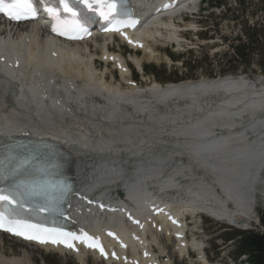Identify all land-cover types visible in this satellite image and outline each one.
<instances>
[{
	"label": "bare ground",
	"instance_id": "obj_1",
	"mask_svg": "<svg viewBox=\"0 0 264 264\" xmlns=\"http://www.w3.org/2000/svg\"><path fill=\"white\" fill-rule=\"evenodd\" d=\"M136 3L148 17L139 30L131 32V44L142 50V57L131 55V60L140 71L146 61L171 63L157 48L182 41L173 16L191 8L195 1L183 0L163 15L153 13L159 0ZM2 37H21L22 42L26 38L18 31ZM37 41L38 36L32 35V44ZM88 46L91 44L76 43L68 67L60 69L75 80L82 78L76 72L85 69L91 79L86 86L66 78L58 84L52 71H20L23 76L28 72L25 85L33 82L40 87V93L32 94L18 91L17 73L0 74V131L12 135L36 129L44 135L56 134L64 143L73 155V174L80 187V195L71 201L70 216L76 224L92 230L110 229L106 234L107 264H173L168 246L179 258L193 250L198 257L194 261L189 257L192 263L214 264L205 256L203 243L185 235V220L189 215L195 221L198 214L205 213L229 221L248 217L244 226L258 221L253 195L264 192V80L251 81L238 74L166 84L154 80L147 88L122 87L97 75ZM46 61L64 62L49 55ZM127 74L129 71L122 72L123 77ZM96 94L107 105L98 103ZM44 96L51 98V103L44 101ZM150 185L155 188L152 192ZM118 191L122 195L115 197ZM83 196L92 203L85 204ZM158 203L172 207L174 213L155 211ZM111 210L120 212L113 215ZM98 233L105 236L103 231ZM5 239L0 234V264H35L34 251L43 250L21 242V253L8 254ZM100 256L92 258L98 262ZM76 261L88 264L82 256Z\"/></svg>",
	"mask_w": 264,
	"mask_h": 264
},
{
	"label": "rangeland",
	"instance_id": "obj_2",
	"mask_svg": "<svg viewBox=\"0 0 264 264\" xmlns=\"http://www.w3.org/2000/svg\"><path fill=\"white\" fill-rule=\"evenodd\" d=\"M212 5L218 6L219 10H217L216 13H212L209 17L207 15H202V19L199 21L201 26H213V28L208 32L200 34L199 39L197 41L194 40L192 44V46H199L198 48L200 50L195 49V53L190 52L189 54L182 55L179 51L175 52L174 48L173 50L166 49L165 45L167 43L164 45L161 44L157 50L162 53V56L167 55L171 57L173 64L172 61L171 63L164 64L166 63L165 60L163 62L161 61L159 64L153 62L147 64L146 61L145 68L148 73L155 76L156 81L162 82L163 84L184 80L216 78L217 76L229 74H246L251 79L264 76V66L261 64L263 59L260 49L258 48L259 44L257 43L253 45L255 47L254 51L252 49H247L242 60L240 59L234 63L228 62V60L231 59V55H233L232 46L240 43L237 40L241 35L243 36V41L245 39L248 40L249 36L258 33L261 34V38L264 39V0H215L212 2ZM194 21L196 20L194 19ZM191 25L192 24L189 26ZM212 41L215 42L213 43ZM260 44L264 51V43L261 42ZM122 51L127 52L126 49ZM241 51L243 53V49H241ZM257 53H259V55ZM182 62L184 63L183 67L181 66ZM151 79L152 76H150V80H148L149 84L150 81H154ZM145 84L144 82L143 88H147L149 85ZM207 222L208 220L204 218L205 226H209ZM209 230L213 232L210 226ZM233 234V232L224 234L222 238L229 242L234 236ZM5 244V250L8 254L11 252L21 253L24 247L9 239H5ZM208 245L211 246V249L206 251L210 262L229 264V258L238 261V256L235 253V244L229 247L224 244L223 246H226L224 250L217 248L213 242H210ZM169 248H172V246H168V250ZM33 256L37 264H43L42 260L52 264H78L72 259L64 258L57 254H48L44 251H34ZM175 264H185V261H180L176 258ZM191 264L195 263L191 261ZM237 264H239V262H237Z\"/></svg>",
	"mask_w": 264,
	"mask_h": 264
},
{
	"label": "snow or ice",
	"instance_id": "obj_3",
	"mask_svg": "<svg viewBox=\"0 0 264 264\" xmlns=\"http://www.w3.org/2000/svg\"><path fill=\"white\" fill-rule=\"evenodd\" d=\"M63 10L67 13H71L73 17L76 16V12L73 10L75 4H81L87 7V9L93 12H99V14L105 19L109 20L116 18L119 15L118 12H114L116 9V0H59ZM106 8L105 12L102 9ZM34 13L31 0H12L11 3H6L5 0H0V13H4L10 19L18 20L24 17L29 12ZM50 13H55L57 9H48ZM111 23V20H109ZM137 21H131V25L134 26ZM83 30V29H81ZM118 30V29H113ZM53 31H57L54 27ZM59 34L65 35L64 32ZM35 188L30 185H26L23 182L15 184L11 188H0V207L5 210H0V230L8 231L17 236H22L28 240H38L40 243L51 242L53 244H64L66 247L72 248L74 245L69 243V239L73 241L85 242L88 247L99 248L101 254H104L103 248L99 245L98 240H93L87 233L82 235H76L74 233H66L59 229L48 228L41 224H34L19 217V215L8 208L10 205H16L22 207L21 198L25 192H33ZM110 235H112L110 233ZM55 237V238H54ZM63 237L64 239H60ZM88 241H93L88 243Z\"/></svg>",
	"mask_w": 264,
	"mask_h": 264
},
{
	"label": "trees",
	"instance_id": "obj_4",
	"mask_svg": "<svg viewBox=\"0 0 264 264\" xmlns=\"http://www.w3.org/2000/svg\"><path fill=\"white\" fill-rule=\"evenodd\" d=\"M264 226V210L261 215ZM237 252L249 255L250 264H264V233L257 231L242 232Z\"/></svg>",
	"mask_w": 264,
	"mask_h": 264
}]
</instances>
